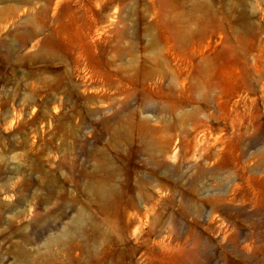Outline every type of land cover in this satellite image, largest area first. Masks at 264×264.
<instances>
[{"label": "rangeland", "instance_id": "rangeland-1", "mask_svg": "<svg viewBox=\"0 0 264 264\" xmlns=\"http://www.w3.org/2000/svg\"><path fill=\"white\" fill-rule=\"evenodd\" d=\"M258 263L264 0H0V264Z\"/></svg>", "mask_w": 264, "mask_h": 264}, {"label": "bare ground", "instance_id": "bare-ground-1", "mask_svg": "<svg viewBox=\"0 0 264 264\" xmlns=\"http://www.w3.org/2000/svg\"><path fill=\"white\" fill-rule=\"evenodd\" d=\"M261 261V260H260ZM259 264V263H258Z\"/></svg>", "mask_w": 264, "mask_h": 264}]
</instances>
